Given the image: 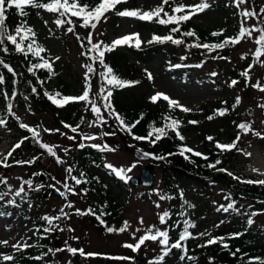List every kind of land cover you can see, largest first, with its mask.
Instances as JSON below:
<instances>
[{
	"label": "rangeland",
	"instance_id": "374dc122",
	"mask_svg": "<svg viewBox=\"0 0 264 264\" xmlns=\"http://www.w3.org/2000/svg\"><path fill=\"white\" fill-rule=\"evenodd\" d=\"M186 6H195L201 3V0H176ZM162 0H127L122 4V10L140 9L141 11H149L159 6ZM210 7L199 12L189 20L193 25L202 29L215 30L221 32L223 30L224 37H235L238 35L241 17L238 9L232 5V0H207ZM264 5V0H250L249 4L241 5L243 8H255L259 10ZM216 6H220L217 8ZM224 8L226 11L220 9ZM44 11V12H43ZM42 13L39 19H34L29 23L36 33V42L46 49L41 53L42 62L48 60L51 63L53 74L52 81L48 84V91L51 94L59 92L62 96L78 97L85 89V72L83 65L92 63L87 56L81 55L87 52V47L81 44H87L86 38L89 31L93 32L94 41H103L105 44H111L117 38L132 33H139L140 39L143 41L140 48L122 45L117 46V56L121 57L120 67L122 80L126 81L131 77L129 82L138 81L137 84L127 86L121 93L114 95L113 98L120 104L133 107L138 103L144 106L153 107L156 102L150 101V97L157 92L167 94L170 98L177 100L181 105L191 109L189 112H183L180 109H171L174 111L175 117L180 121L179 132L184 137L188 147L196 152L204 153L205 149H211L216 146V142L223 144H231L236 140L239 133L240 139L233 150H228L231 155L226 159V167L229 173L235 177L233 182L237 187L245 184L244 180H264V138H260L253 134L259 132L264 136V109L258 105L264 104V92L253 88L251 85L260 81L264 86V66L261 63H254L253 54L257 48L255 38L259 33H253L252 37H244L236 45L229 46L224 49L229 60L216 57L214 53L209 51H199L197 47H193V53L187 55L186 59H182L184 49L177 47L173 43H169L168 48L174 51L175 56L180 63L190 66V77L193 81H186L182 75L175 72L168 65L167 56L155 46L156 43H147L152 39L153 34L161 37L168 35L165 27L156 22L141 21L137 18L121 17L117 22H111L109 19H102L96 29L80 27L81 21L73 17L75 24L74 33L67 32L69 25L57 27L54 23L56 19L52 13L41 9ZM184 13H180L182 15ZM256 21L249 19L245 26L250 27ZM102 33V35H101ZM68 37V45L61 41L60 36ZM77 34L81 40H77ZM9 48V47H8ZM14 50V47L10 45ZM197 48V49H196ZM192 49V48H190ZM217 55V54H216ZM220 56V55H218ZM244 56L245 58H241ZM59 57V60L55 58ZM260 61L264 62V55H261ZM230 62V63H229ZM194 64H200L196 67ZM252 68L249 71L250 81L239 83L235 87H230V79L228 73L233 71H245L249 65ZM129 66H134L137 71L130 74ZM93 67L97 70L91 74L92 90L90 97L96 98L100 87V77L98 72L103 71L99 63H94ZM145 70L152 73L153 79L149 80ZM129 72V73H128ZM212 73H216L215 76ZM247 84V86H246ZM11 98L13 105L12 112L8 113L6 125L0 126V159L12 150L13 146L23 140L21 147L16 149L8 159V167L0 166V177H6L8 185L13 190L19 189L26 180H32L33 189L36 186H42L39 190H30L24 185L25 191L28 193L26 201L33 205L29 210V214L21 213L20 208L13 209L7 204L9 218L0 216V241L7 240L8 245L0 244V253L14 256L13 261L4 262L0 259V264H20L18 258L26 256L32 252L35 256L39 251L34 248L36 231L34 221L31 214L34 207L39 209L41 217L57 216L60 209L68 213L67 218L62 217L58 221H54L59 229L49 232V249H60V251L48 252V260L46 264H149L161 253L159 240L146 241L138 250L124 247L125 244L135 245L140 236L144 235L150 226H155L160 230L168 227V219L165 224H161L159 216L167 210L169 200H160V195H168L167 182H172L169 175L170 171L167 167L169 161L164 162L166 158L158 159L149 153L143 145L136 141L132 135L123 130L114 116L110 117L103 110V101L97 99V103L101 106V113L108 120L107 125L100 127H89V123L94 121L96 117L90 111V107L85 102H69L76 103L81 108V123L77 133L71 132L70 128L65 127V115L61 107L54 105L49 98L47 102L41 104L29 97V85H24L19 96L13 100L12 94L7 93ZM28 99L25 100L24 97ZM240 97L238 106L232 109V118L217 117L208 119L206 111L210 110L212 104L217 102H230L235 104L236 98ZM7 101V100H6ZM161 104L168 107V103L163 99L159 100ZM115 112L117 108L113 104ZM158 102V101H157ZM8 103V101H7ZM67 103V104H69ZM66 105V104H64ZM184 113L191 114L198 118V123L190 124L183 116ZM122 117V116H121ZM83 118V119H82ZM247 123L253 131L245 133L239 129L237 125ZM20 124H25L28 128H21ZM225 124H229L228 126ZM226 128H223V127ZM29 129H36L39 132V141L49 145L56 153L55 156L49 154L47 149L42 148ZM44 129H58L51 133ZM104 132H115V135L104 136ZM81 135H95L99 137L95 140H81ZM68 136H75V140H69ZM28 137V139H23ZM211 137L212 140H209ZM203 141L207 143V148L203 147ZM215 141V142H212ZM83 143V148L77 147ZM108 145L114 151H101L90 145ZM85 148L92 150L96 157L100 158V162L93 159L90 160L88 168L99 176L104 184L108 186L113 195L117 197L120 205H123V212L115 220L114 231L108 232L106 228L100 227L98 223H94L89 213V205L84 195L78 189L77 185L68 177L66 169L71 166L73 168L72 175L79 177L82 171V161L79 155ZM64 149H68L67 152ZM148 153V156H144ZM244 153H250V156ZM59 157L63 163H57ZM34 161L31 164H16L15 161ZM105 164H111L117 169H124L123 173L126 179L117 177L111 169L106 168ZM133 165H135L133 167ZM139 166L150 167L153 175L152 187L137 186L134 187L130 183L131 178H139L141 173ZM128 169H131L128 171ZM258 170V171H254ZM39 173V175H34ZM75 187L78 195H73L64 189V181ZM173 182L180 188H183L184 202L183 218L189 220L195 227L189 228L196 235V240L207 236H220L227 233H235L236 228L243 225L248 227V231H253L256 235L255 243L263 247L264 250V214H258L252 217L254 223L249 225L247 220L248 214L251 212L264 213L263 200L255 199L254 195L248 193L249 197H238L237 202L242 206L240 211L232 214V210L224 212L217 211L221 205H225V197L228 194L227 185L224 183L214 182L207 186L193 183L192 181L177 178ZM255 184V183H253ZM259 186H264L256 184ZM0 190H6L1 185ZM57 191L59 196L53 194ZM64 195H61V193ZM35 193H39L38 197ZM90 197L98 202L101 198L91 194ZM11 196L5 197V201L11 199ZM3 202V201H2ZM0 202V203H2ZM71 202L72 208L66 207ZM160 207L157 208L156 204ZM190 204L192 207H187ZM76 209L81 210V214H77ZM141 218L143 224L140 223ZM96 220V219H95ZM97 221V220H96ZM127 227L125 231H119L120 228ZM46 222V221H45ZM48 227V225H47ZM184 228V225H183ZM139 229V231H137ZM200 233L206 235L200 236ZM191 237V236H190ZM27 243L32 245L23 251H15L11 245ZM58 242V246H55ZM73 248L78 251L73 254L67 249ZM82 250L85 254L96 253L100 255L88 256L81 255ZM176 249L165 257L164 264H179L180 255ZM142 257L139 261L136 257ZM199 264L203 260H199ZM186 264H194L191 261Z\"/></svg>",
	"mask_w": 264,
	"mask_h": 264
},
{
	"label": "snow or ice",
	"instance_id": "6c2138e0",
	"mask_svg": "<svg viewBox=\"0 0 264 264\" xmlns=\"http://www.w3.org/2000/svg\"><path fill=\"white\" fill-rule=\"evenodd\" d=\"M127 0H100L99 3L95 4L94 6L83 2V0H49V2L44 3L41 2V0H0V52H3L7 54L9 52L8 45L11 44L14 47V50L16 53L22 54L25 59H28L29 54L35 57H40L42 52H45L46 49L40 46L36 42V33L33 30L31 26H29L24 19L25 17L28 16V12L26 11V8L32 7L36 9H44L50 13H56L57 14V19L54 20V23L56 24L57 27H63L64 25H69L67 27V32L69 33H74L75 31V24L73 21V17L77 18L78 20L81 21L80 27L82 28H91V29H96L97 25L101 22L102 19H107L106 14L110 11H114L116 6L121 4V3H126ZM170 0H162L161 4L152 10L149 11H141L140 9H133V10H122L116 12V15L121 16V17H131V18H137L141 21H146V22H156L160 25H169V24H175L176 27H172L170 29V34L165 35L163 37L153 34L152 39L149 40L147 43H164V42H171L173 44L181 45L184 44L183 39H178L175 38L171 33H180L184 37H193L195 36V32L192 30L186 31V32H181L180 30V24L182 22H186L191 19V17L199 12L204 11L205 9L210 7V4L207 2V0H201V3L195 6H186L183 3H176V0H171V4L173 5L171 8L172 15H169L168 12L164 11L165 5H169ZM250 0H232V5L238 9V14L241 17L240 21V28L238 35L235 37H225L223 41L215 44H206V43H194L191 45H188L187 47H197V48H203L208 50L209 52L214 51V50H222L230 45H236L237 43L240 42L244 37H252V34L259 33V35L255 38V43L257 45V48L255 50V53L253 54V61L254 63H261L262 66H264V62L260 61L261 55H264V5L260 6L259 10H255V8L249 9V8H243L241 9V5L249 4ZM15 9L17 11V15L21 18L16 25V27L13 29H10L9 26L7 25V19H8V13L11 9ZM161 13H163V17L161 16ZM178 13H184L182 15H176ZM164 17H167L166 19ZM255 20L256 23L253 24L250 27H246L245 24L249 20ZM223 30L221 32H213V36H218L222 35ZM102 35V33H101ZM77 40H81V37L77 34L76 36ZM87 41V44L85 45L84 43L81 44L82 47H87V52H82L81 55L87 56L88 59L92 63H87L83 65V67L86 68L85 72V89L83 93L78 96V97H71V96H62L59 92L55 94H49L48 92H45V96H47L51 102L54 105H57L58 107H62L64 104H67L69 102H85L86 106L90 107V111L93 113V115L96 117L94 121H91L89 123V127H100L102 125H107L108 120L105 119L104 115L101 113V106L98 105L97 99L103 101V110L104 112L108 113L110 117L114 116L116 121L120 124L121 128L123 130H126L130 135H133V138L136 140H149L151 143H155L156 141L162 139L163 137H166L169 133V131L175 132V135L177 136L178 139H180L182 142L184 140V137L181 135L179 132V125L180 121L177 119H174L170 116L164 117L165 121H170L166 123L162 127H154L152 128L146 136H135L132 133V129L136 126L139 121L133 122L132 124H128L125 122L123 117L120 116L119 113L115 112L112 103H111V97H112V92L113 89L115 88H122L126 86H130L131 84H137L139 83L138 81L135 82H129V81H124L120 79L117 75L113 73V70L110 66H108L105 63L104 56L105 53L108 51L114 50L117 46H122V45H128V46H135L136 48H140L141 44L143 41L140 39V34L139 33H132L125 35L123 37L117 38L112 43L105 44L103 41H94V35L92 31H89L87 34V37L84 38ZM214 59L217 57H213ZM221 59H227V57H219ZM242 59L245 58L244 56L241 57ZM42 59V58H41ZM56 60H59V57L55 58ZM182 59H186V57H182ZM99 63L100 67L103 69V71L98 72V75L100 77V87H99V92L97 94L96 98L90 97V92L92 90V83H91V74H94L97 72V70L93 67L94 63ZM0 66L3 68L7 69L9 73H11L14 77L16 75L14 69L7 64L4 60H0ZM202 65L198 64L196 67H201ZM252 64L249 65L248 69L243 71L241 75L246 78V80L250 81V76H249V71L252 68ZM173 67H180V65H174ZM39 68H48L49 71L51 72V63H49L48 60H43L42 63H35L31 64L30 67H28V72L34 74V69H39ZM146 75L149 80L153 79L152 73L148 72L145 70ZM213 76L216 75V73H212ZM5 83V78L3 75H0V85H3ZM43 83V82H41ZM239 81L237 80H232L230 83V87H235ZM247 86V84H246ZM253 88H256L262 92H264V86L261 85L260 81H257L255 84L251 85ZM37 89L35 87L32 88V92L36 93ZM5 100L8 101L7 103V110L10 115H14L12 112V103H11V98L8 96V94L5 92L3 93ZM17 93L15 91L12 92V98L16 97ZM25 100L28 99L27 96L24 97ZM150 101L155 103L158 100L163 99L168 103L169 109H180L183 112H189L191 109L184 107L181 105L177 100L170 98L167 94L157 92L156 94L152 95L150 98ZM240 103V97L238 96L236 98L235 104L233 105V108L238 106ZM261 109H264V104L258 105ZM219 115L223 116L226 114L227 109L225 110H218ZM213 117L209 116L208 119H212ZM83 119V118H82ZM7 121L6 118H0V126L6 125ZM190 124H196L198 121H189ZM67 128H70L71 132L77 133L78 128L80 127L79 125L73 127L71 125H64ZM21 128H28L27 125L25 124H20ZM237 127L241 130H243L245 133H248L249 131H253L250 127L249 124L247 123H240L237 125ZM29 131L32 132L33 134V139H36L38 143H40V146L42 148L47 149V152L53 156L56 155V153L53 151V148L50 147L47 144H44L39 141V132L36 129H29ZM46 132H53L56 131L58 132V129H44ZM254 135L264 138V136H261L259 132H253ZM104 136H109V135H115V132H104ZM155 136L154 139H150L151 137ZM99 137L95 135H81V140L86 141V140H95L98 139ZM23 139H28V137H24ZM69 140H75V136H68ZM209 140H212L211 137H208ZM240 135L239 133L237 134L236 140H234L231 144H223L220 142H216V147L217 149H220L222 151L224 150H233L236 148L237 143L239 142ZM23 143V140L15 144L10 150L7 155H5L2 159H0V166L3 167H8V159L11 157L14 153V151L18 148L21 147V144ZM85 145L83 143H80L77 145V147L83 148ZM91 147L97 148L98 150L101 151H114L111 147L108 145H97V144H92L90 145ZM65 152L68 151V149H64ZM186 153H192L195 156L202 157L203 159L207 160V157L204 156L200 152H196L194 149L184 145L182 143L180 147V154L185 155ZM247 156H250V153H244ZM144 156H148V153H144ZM169 155H172V153H169ZM158 159H163V157H157ZM187 158V157H186ZM34 161H15L16 164H31ZM57 163H63V161L57 157ZM221 161L218 159L215 161L214 164H208V167L217 169V165H220ZM135 165H133L134 167ZM106 168L111 169L112 172L116 174L117 177H120L122 179H126L123 175L125 172L124 169H117L111 164H105ZM131 169H128L130 171ZM218 171L222 172H227L226 169H217ZM254 171H258L255 170ZM66 172L68 173V177L71 178V180L74 182V185H80L81 183H85L86 181L83 179L84 173H80V177L78 178L75 175H72L73 168L69 166L66 169ZM229 175H233L232 173H228ZM264 175V173H261ZM34 175H39V173L34 174ZM233 178L235 179H240L239 177H235L233 175ZM243 183H249V184H260L264 185V180H258V181H253V180H244L241 181ZM0 185H4L6 190H0V201H5V197L11 196V199H8L5 201L6 204L8 205H16V198L19 197L21 202H25L26 198L28 196V193L25 191L24 185H27L30 190H39L40 187L42 186H36L35 189H33V182L32 180H26L23 182V184L20 186L19 189L13 190L11 185H8L7 183V178L6 177H0ZM64 189L68 192H70L73 195H78L79 193L76 192L75 187L73 185H70L67 182V179L64 181ZM84 191V190H81ZM61 195H64L62 192ZM160 200H170L172 199L171 196H166V195H160ZM181 198H183V194L181 193ZM226 200L231 201V197L227 196L225 197ZM185 203H187L185 201ZM31 206V205H30ZM66 207L72 208L73 205L71 202H68ZM156 207L159 208L160 204L157 203ZM187 207H192V205L188 204ZM223 210L224 212H228L229 210L239 212L240 209L235 207V201H231L227 203V205H221L217 211ZM77 214H81L80 209H76ZM88 214L95 215L94 212L89 210ZM258 214H264V213H258V212H251L248 214L249 218L247 220V223L249 225H252L254 223V220L252 217ZM0 215H7V213H0ZM107 215V213L102 212L99 216L96 218L100 220V222L103 224L104 221L102 219V216ZM179 215L183 216L184 213L181 212ZM68 213L64 211V208L60 209V214L57 216H47L45 215L42 217L44 221H46L48 227H44L42 231L44 233H49L52 231H56L59 229V226L54 223V221L60 220L62 217L67 218ZM170 218V212L168 210H165L160 216L159 220L161 224H165L166 220ZM125 227H122L119 229V231H125L127 227V221L124 222ZM140 223L143 224V219L141 218ZM180 221L176 222V225H178ZM184 228L181 231L179 238L175 242L170 243V236H169V231L173 230L176 225H170L168 227H165L164 230H160L159 228H156L154 225L150 226L146 233L142 236L139 237L137 243L135 245L132 244H125L124 247L131 248L134 251L138 250L142 245L145 244L146 241H157L159 240V244L161 246V253L158 256V258H155L153 261H150L149 264H164L165 257L168 256L173 249H180L181 250V256L180 260L184 261L185 259L192 261L195 259V257L188 255V250L187 248L183 245V241L186 239L190 238L191 234L189 232V228L195 227L194 224H192L189 220L185 219L182 221ZM63 231V229H59ZM108 232H113L114 229L111 227H107L106 229ZM36 231H39L37 229ZM139 231V229H137ZM200 236L206 235L205 233H200ZM239 234H233L231 238H234ZM224 238L220 237H210L207 239L204 245H199L200 247H206L212 244L216 243H222L224 248H228V245L223 243ZM8 241H0V244L3 245H8ZM11 247L15 251H23L29 247H32V245L27 244V243H20L17 242L16 244H12ZM69 252L75 254L78 250L73 249V248H68L67 249ZM53 251H60V249H48V252H53ZM81 255H88V256H95V255H100L96 253H87L85 254L82 250H79ZM239 251V250H237ZM48 253H43L40 256L33 257L32 259L35 260H42L44 256H46ZM233 256L236 255L235 252L232 253ZM246 255V254H245ZM0 259L4 262L8 261H13L14 256L0 253ZM210 259V264H211V258ZM248 264H264V258H259V257H249L248 258Z\"/></svg>",
	"mask_w": 264,
	"mask_h": 264
},
{
	"label": "trees",
	"instance_id": "16d2710c",
	"mask_svg": "<svg viewBox=\"0 0 264 264\" xmlns=\"http://www.w3.org/2000/svg\"><path fill=\"white\" fill-rule=\"evenodd\" d=\"M41 2L47 3L49 0H41ZM83 2L88 3L92 6L99 3L100 0H83ZM176 3H178L176 1ZM172 4L171 0L169 5H165L164 11L168 12L169 15H172ZM219 8L220 6H216ZM122 4H119L116 6L114 11H110L106 14L107 19L110 18L111 22H117L119 19V16L116 15V12L122 11ZM224 11L226 9L220 8ZM41 9H36L32 7L26 8V11L28 12V16L24 19L26 20L27 24L29 25L30 22H32L35 18L39 19L42 15L40 13ZM44 12V11H43ZM8 19H7V25L10 29H13L18 24L19 20L21 19L17 15V11L13 8L9 11ZM52 15L57 19V14L52 13ZM180 15V13L176 14ZM161 16L163 17V13H161ZM165 19L167 17H164ZM40 20V19H39ZM160 25V24H159ZM162 27H165L166 33L170 34V29L172 27H176L175 24H169L167 26L161 25ZM180 30L181 32H186L189 30H192L195 32V36L193 37H184L180 33H171L175 38L183 39L184 44L177 45V47H182L184 49L183 57H186L187 55H190V53H193V47H187L188 45L194 44V43H206V44H215L219 43L224 40V35H218L213 36V32L219 33V31L215 30H207L202 29L196 25H193L189 20L186 22H182L180 24ZM61 41L66 46L68 45V37L65 35L60 36ZM169 43L171 42H164V43H156L155 46L158 47L162 53H165L167 56V62L168 65L171 66V69L173 70L174 75H177L180 73L182 75V78L186 81H193L194 79L190 77V74L192 73L189 69L190 66L186 65L185 63H180L177 57L174 54L173 50H170L168 48ZM9 47V52L7 54L0 52V60H4L7 64H9L15 71L16 75L15 77L7 71V69L0 66V75H3L5 78V83L3 85H0V118H5L8 115L7 110V101L4 98L3 93H11L15 91L17 93L16 97L13 98L16 99L19 94L22 91L23 84L29 85V97L38 102V103H45L47 102V96H45V92H48V84L53 79L52 70L49 71L48 68H39L34 69V74L28 72V67L31 66V64L35 63H42V56L35 57L29 54L28 59H25V57L22 54L16 53L15 50ZM232 46V45H230ZM229 47V46H228ZM227 48V47H226ZM197 49V48H196ZM225 49V48H224ZM224 49L222 50H214L211 51V53H214L215 56L218 59L219 57H227L229 60L227 54L225 53ZM190 50V51H189ZM199 51H208L203 48H198ZM118 52H116V49L112 51H108L105 53L104 60L105 63L110 66L113 70V73L117 75L119 78L122 77L121 75V67H120V59L121 57L117 56ZM187 53V55H186ZM217 54V55H216ZM220 55V56H218ZM230 63V62H229ZM174 65H180V67H173ZM197 65V64H194ZM132 74V72L137 71L134 66H129L127 68ZM128 72V73H129ZM241 71H233L231 70L230 73H228V77L230 81L237 80L239 83H244V79L242 78ZM121 79V78H120ZM131 77L127 78L126 81H130ZM43 82V83H41ZM238 83V84H239ZM35 87L37 89L36 93L32 92V88ZM127 87V86H126ZM126 87L122 88H115L112 92V101L114 100L113 104L117 108V113L120 114V116L123 117L126 123L132 124L133 122L139 121V123L136 124V126L132 129V133L135 136H146L148 132L154 128V127H162L166 123L170 121H165L164 117L172 115L175 117L174 111L170 110L168 107H165L161 104V101L158 100L156 102V105L154 104L153 107L144 106L143 103H138L137 105H134L133 107H128L124 104L118 103L113 96L121 93L123 90H125ZM51 94V93H49ZM63 110V113L65 115V118L63 119L65 124L71 125L73 127L80 125L81 123V108L78 107L76 103H69L66 105H63L61 107ZM227 109V112L225 115L221 116L219 115V111ZM232 109H233V103L230 102H217L215 104H212L210 107V110L206 111L207 117L211 116L213 118L217 117H224V118H232ZM183 116L188 121H197V117L191 116V114L184 113ZM171 117V116H170ZM172 117V118H173ZM229 125V124H225ZM223 128H226L225 126ZM133 136V135H132ZM155 136L151 137L150 139H154ZM141 145L144 146V148L149 151V153L153 154V156H165L166 158L163 160L164 162L169 161L167 167L170 171L169 175L171 177L170 180L172 182H167L168 187V195L172 197V199L169 200V204L167 206V210L170 212V218L168 219V226L170 225H176L177 221H180L178 225L175 226L173 230L169 231L170 236V243L175 242L183 230V223L184 220L183 216L179 215L183 211L184 206V196L181 198V193L183 194V188H179L173 180H176L177 178H183L184 180L192 181L193 183L207 186L210 183H224L227 185V191L228 194H231L234 199H231V201H235V207L240 208L242 205L237 202L238 197H249L248 193H252L255 197V199L263 200L264 202V186H259L256 184H245L241 187H237L236 183L232 180V175H229V171L226 167V159L229 155H231L228 150H220L217 149L216 146H213L211 149H205L206 151L202 153L204 156L207 157V160L203 159L202 157H198L193 155L192 153H186L185 155L180 154V147L182 143L187 146L185 141H181L177 138L175 135V132L169 131L168 135L166 137H163L162 139L156 141L154 144L149 142V140H136ZM215 142V141H212ZM203 147L207 148V143L203 141ZM169 153H172V155H169ZM80 160L82 161V166L84 169H82V173H84L83 179L86 181L85 183H81L80 185H77L78 189L84 190L81 191V193L84 195L85 199L88 202V207L91 209L92 212L95 213V215H90L92 217V220L94 223H98L99 226L104 227L107 229V227L115 228L114 222L118 218V216L123 212V205H120L118 202L117 197L113 195L111 190L108 188L106 184L102 182V180L99 178L98 175L94 174L90 168H88V164L90 163V160L93 159L96 162H100V158L92 152L91 149L85 148L81 151V154L79 155ZM187 157V158H186ZM220 160L221 164L217 165V169H226L227 172L218 171L217 169H213L208 167V164H214L216 160ZM80 172V173H81ZM80 177V174H79ZM78 177V178H79ZM1 188V185H0ZM37 196L39 193H35ZM93 194L99 198H101V202H98L90 197V195ZM40 197V196H38ZM237 199V200H236ZM229 201V202H231ZM2 202V201H0ZM225 203V206L227 203ZM31 204L29 201L21 202L20 198H16V205L11 207L14 209L20 208L22 214H29V210L31 208ZM5 201L0 203V213H7V215H0L4 217L9 218L8 208ZM264 210V207H263ZM231 211V210H229ZM102 212L107 213V215L102 216V219L104 223L102 224L100 220H98L96 217L99 216ZM230 213V212H228ZM234 211L232 212V214ZM231 214V213H230ZM32 220L34 221V228L35 231L39 229V231H36V237H35V247L39 253L37 256L42 255L43 253H48L49 246V240H48V234L44 233L42 229L44 227H47V223L42 219L41 214L39 212V209L34 207L33 213L31 214ZM97 221H96V220ZM191 237L183 241V245L188 250V255H191L195 257L193 262L194 264H199V260H203L201 264H210L211 258V264H248V258L249 257H259L264 258V250L263 247L259 244L255 243L256 235H254L253 231H248V227L246 229L243 228V225L236 228L235 233H227L222 234L220 236H215L217 238L223 237V243L228 245V248H224L222 243H216L212 244L206 247H200L199 245H204L207 239H209L212 236L202 237L196 240V235L194 232L190 229L189 230ZM233 234H239L235 236L234 238H231ZM178 254L181 256V250L176 249ZM239 250V251H237ZM235 252L236 255L233 256L232 253ZM246 254V255H245ZM179 256V257H180ZM33 257H36L32 252H29L26 256H20L18 258V261L20 264H46L48 260V254L44 256L42 260H35L32 259ZM189 260L185 259L184 261H179V264H186Z\"/></svg>",
	"mask_w": 264,
	"mask_h": 264
},
{
	"label": "water",
	"instance_id": "95a60500",
	"mask_svg": "<svg viewBox=\"0 0 264 264\" xmlns=\"http://www.w3.org/2000/svg\"><path fill=\"white\" fill-rule=\"evenodd\" d=\"M141 176L139 178H131L130 183L132 186L137 187V186H143V187H152L153 185V175L151 173V168L150 167H144V166H139L138 167ZM53 194H56L59 196L57 191H53ZM58 242H56L55 246H58ZM137 260L141 261L143 260L142 257H136Z\"/></svg>",
	"mask_w": 264,
	"mask_h": 264
}]
</instances>
